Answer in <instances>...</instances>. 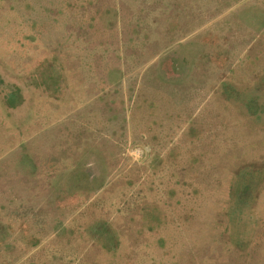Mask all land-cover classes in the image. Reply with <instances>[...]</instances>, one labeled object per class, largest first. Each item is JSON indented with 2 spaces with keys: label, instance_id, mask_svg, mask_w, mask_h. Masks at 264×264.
I'll use <instances>...</instances> for the list:
<instances>
[{
  "label": "rangeland",
  "instance_id": "obj_1",
  "mask_svg": "<svg viewBox=\"0 0 264 264\" xmlns=\"http://www.w3.org/2000/svg\"><path fill=\"white\" fill-rule=\"evenodd\" d=\"M0 264H264V0H0Z\"/></svg>",
  "mask_w": 264,
  "mask_h": 264
}]
</instances>
